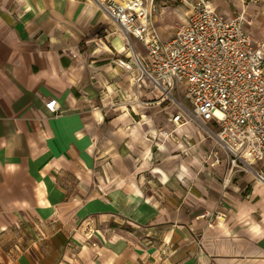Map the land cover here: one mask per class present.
<instances>
[{
  "label": "crops",
  "instance_id": "obj_1",
  "mask_svg": "<svg viewBox=\"0 0 264 264\" xmlns=\"http://www.w3.org/2000/svg\"><path fill=\"white\" fill-rule=\"evenodd\" d=\"M106 2L0 0V264H264V186L229 166L216 125L175 127L165 103L180 110L182 94L122 66L145 49ZM211 2L228 18L245 8L264 40V0ZM150 9L161 41L189 15Z\"/></svg>",
  "mask_w": 264,
  "mask_h": 264
},
{
  "label": "built area",
  "instance_id": "obj_2",
  "mask_svg": "<svg viewBox=\"0 0 264 264\" xmlns=\"http://www.w3.org/2000/svg\"><path fill=\"white\" fill-rule=\"evenodd\" d=\"M167 1L189 10L169 41L159 40L152 30L150 0H107L102 9L126 38L143 45L141 72L154 89L167 98L173 92L182 94L192 106L193 115L180 106L171 119L175 127L192 120L216 125L215 141L229 166L250 169L264 186V40L255 42L246 30L253 19L245 8L228 18L214 9L211 0ZM243 2L258 5L260 0ZM46 109L56 113L57 100H49ZM160 135L168 138L171 133ZM222 160L216 157L214 164ZM230 182L226 176L223 185ZM221 217L201 215L209 219V226Z\"/></svg>",
  "mask_w": 264,
  "mask_h": 264
},
{
  "label": "rangeland",
  "instance_id": "obj_3",
  "mask_svg": "<svg viewBox=\"0 0 264 264\" xmlns=\"http://www.w3.org/2000/svg\"><path fill=\"white\" fill-rule=\"evenodd\" d=\"M135 44V42H132ZM133 49H134V52L137 54L138 58L143 60V58H145V52L144 51H141L139 49V47H134L132 46ZM121 59V63H122V66L128 71V72H133V73H138L139 76L141 77L142 76V73H141V65H140V62L136 61L135 57L133 55H131L130 57H127L126 55L125 56H121L120 57ZM125 73V72H124ZM137 74V75H138ZM142 82V80L140 81ZM175 98L178 99V102L181 103V105H183V107L186 109V111L188 112V114L190 115H193V108L192 106L186 101V99L184 97H182L181 95H175ZM165 106H169L170 110L173 112V113H177L179 112V108L178 106L172 104L171 102L167 101L165 103Z\"/></svg>",
  "mask_w": 264,
  "mask_h": 264
},
{
  "label": "water",
  "instance_id": "obj_4",
  "mask_svg": "<svg viewBox=\"0 0 264 264\" xmlns=\"http://www.w3.org/2000/svg\"><path fill=\"white\" fill-rule=\"evenodd\" d=\"M135 58L137 59V61L139 60L137 56H135Z\"/></svg>",
  "mask_w": 264,
  "mask_h": 264
},
{
  "label": "bare ground",
  "instance_id": "obj_5",
  "mask_svg": "<svg viewBox=\"0 0 264 264\" xmlns=\"http://www.w3.org/2000/svg\"><path fill=\"white\" fill-rule=\"evenodd\" d=\"M140 80V79H139Z\"/></svg>",
  "mask_w": 264,
  "mask_h": 264
}]
</instances>
